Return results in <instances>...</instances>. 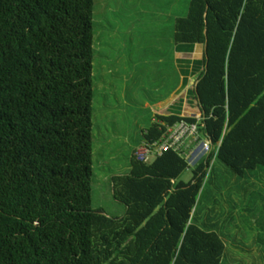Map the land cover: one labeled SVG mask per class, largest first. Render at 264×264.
Wrapping results in <instances>:
<instances>
[{"label": "trees", "instance_id": "obj_1", "mask_svg": "<svg viewBox=\"0 0 264 264\" xmlns=\"http://www.w3.org/2000/svg\"><path fill=\"white\" fill-rule=\"evenodd\" d=\"M93 7L0 0V264H224L193 214L215 159L240 177L264 166V0H189L175 21L177 46H206L191 95L217 153L185 182L176 153L134 152L112 177L124 218L92 208ZM182 120L158 116L144 143Z\"/></svg>", "mask_w": 264, "mask_h": 264}, {"label": "rangeland", "instance_id": "obj_2", "mask_svg": "<svg viewBox=\"0 0 264 264\" xmlns=\"http://www.w3.org/2000/svg\"><path fill=\"white\" fill-rule=\"evenodd\" d=\"M93 1L92 208L124 218L126 207L115 199L112 177L129 173L132 155L143 146L158 86L166 98L182 84L173 37L189 0ZM158 64L164 66L160 78ZM180 179L189 182L190 170ZM196 212L194 222L223 238L224 264H264V166L240 177L215 159Z\"/></svg>", "mask_w": 264, "mask_h": 264}, {"label": "built area", "instance_id": "obj_3", "mask_svg": "<svg viewBox=\"0 0 264 264\" xmlns=\"http://www.w3.org/2000/svg\"><path fill=\"white\" fill-rule=\"evenodd\" d=\"M194 122L179 121L167 126L163 137L157 142H145L135 153L136 159L152 163L165 152L172 151L187 164V170L194 169L201 161L214 153L215 146L204 128L205 116L199 113Z\"/></svg>", "mask_w": 264, "mask_h": 264}, {"label": "crops", "instance_id": "obj_4", "mask_svg": "<svg viewBox=\"0 0 264 264\" xmlns=\"http://www.w3.org/2000/svg\"><path fill=\"white\" fill-rule=\"evenodd\" d=\"M177 19L179 18H176V20ZM205 53L206 46L204 45H196L194 49H191V47H180L175 45V56L173 57V61L176 62L175 66L181 73L182 84H178L174 87L166 98H164L161 90H159L160 87L158 86L159 96L158 101L155 103V117L153 118L152 123H159L158 116H170L175 114L183 118H194L201 113L196 100H194L191 95V91L198 82L197 75H194V63L203 61ZM163 68L164 66L158 64V78H160V72ZM162 124L165 125L164 123Z\"/></svg>", "mask_w": 264, "mask_h": 264}]
</instances>
